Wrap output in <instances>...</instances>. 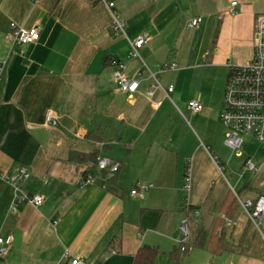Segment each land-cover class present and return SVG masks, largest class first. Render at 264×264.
<instances>
[{
	"label": "crops",
	"instance_id": "1",
	"mask_svg": "<svg viewBox=\"0 0 264 264\" xmlns=\"http://www.w3.org/2000/svg\"><path fill=\"white\" fill-rule=\"evenodd\" d=\"M232 1L115 0L126 24L125 35H115L111 12L95 0H0V61H8L0 82V171L26 167L32 179L25 192L44 197L41 207L22 202L14 212L15 191L0 179V237L13 236L0 264H69L71 258L134 264L142 246L162 247L159 231L174 249L181 244L175 228L187 219L186 203L200 213L190 216V226L201 223L208 231L230 213L228 251L201 250L211 256L209 264H264L261 231L239 200L225 205L230 191L243 201L264 195V153L256 164L247 153L258 170L244 171L238 191L205 147L181 139L161 107L170 99L160 90L152 100L147 96L155 86L150 72L161 85L172 75V99L205 68L225 70L226 82L232 59L252 60L264 0H237L234 15ZM12 24L40 28V40L11 45ZM142 35L149 41L133 57L129 41ZM113 60L140 84L135 94L118 90ZM170 63L177 70L161 72ZM48 112L57 126L47 125ZM72 153L108 157L119 163V173L109 179L91 162H72ZM85 174L94 182L85 184ZM137 184L150 186L143 197L131 195Z\"/></svg>",
	"mask_w": 264,
	"mask_h": 264
},
{
	"label": "built area",
	"instance_id": "2",
	"mask_svg": "<svg viewBox=\"0 0 264 264\" xmlns=\"http://www.w3.org/2000/svg\"><path fill=\"white\" fill-rule=\"evenodd\" d=\"M98 3L106 6L112 15L111 30L115 35H125L126 24L117 15L115 8V0H95ZM238 1L234 0L231 3L229 13L235 14L234 8L237 7ZM202 19H194L190 24V28H196ZM11 34L6 37V40L11 45H20L26 47L33 45L40 40L41 29L26 28L16 24L11 25ZM149 36L142 35L139 38L129 41L131 47L130 55L139 57V51L148 43ZM112 66L115 68L114 79L118 90L122 93L133 95L139 89V83L128 79L124 74L126 66L120 61L113 60ZM8 64L7 59L0 61V82L5 68ZM176 63H170L161 68V72H171L177 70ZM150 78L154 79L155 86L153 90L147 92L149 99H154L156 90H160L165 94V97L171 99L174 93V87H163L159 81L158 75L150 72ZM202 97L199 95L196 99L188 103V108L194 114H199L204 110ZM154 107L159 108L160 104L154 102ZM220 120L225 125L227 132L224 139V146L232 152H240L246 137H253L255 140L264 145V14L256 19L255 34H254V54L250 62L243 65L229 66V73L227 76L223 100L221 105ZM46 123L51 127L58 125V120L54 117L52 112L46 115ZM218 164V161L215 159ZM246 170L256 172L258 169L251 159L245 162ZM96 170L99 173H106V177L114 179L120 170L119 163L105 156H98ZM222 172V170H221ZM0 179L9 184L15 191L16 197L12 210L17 211L22 202H28L34 207L39 208L44 203L42 195H28L23 186L26 182L32 179L31 172L23 166L17 167L11 174H6L0 171ZM95 177L92 174L84 175V183L90 184L94 182ZM186 188H189V174L185 181ZM150 186L144 184H137L131 191L132 196L143 197ZM240 205L247 213L250 221L261 231L264 238V230L260 226L264 220V195H260L254 200H241L237 197ZM183 212L187 219L181 225L184 235L183 245L190 240V216L199 217V211L191 212L189 205H183ZM226 222H230L225 218ZM13 244V236L0 237V259L8 256ZM185 250V247H182ZM69 264H86L81 258H71Z\"/></svg>",
	"mask_w": 264,
	"mask_h": 264
},
{
	"label": "rangeland",
	"instance_id": "3",
	"mask_svg": "<svg viewBox=\"0 0 264 264\" xmlns=\"http://www.w3.org/2000/svg\"><path fill=\"white\" fill-rule=\"evenodd\" d=\"M234 65L241 64L232 59L229 66ZM224 72L225 70L215 66L205 68L198 72V75L190 84L182 85L179 98L174 97L171 101L167 100L161 107L168 116L172 117V124L177 127L181 139L187 140L190 144L195 141L199 146L205 147L206 151L208 150L212 157L218 161V165L227 181L239 191L240 186L247 179L245 176L248 171L244 173L246 170L245 162L249 159L247 153L253 155L252 160L256 164L257 156L264 153V145L254 138H245L240 152H232L224 146V133L227 132V129L220 120L222 97L226 84ZM227 73H229V67L225 76H228ZM162 85L176 87L172 75L166 81H162ZM199 95L202 97L204 110L198 115H194L188 109V103ZM243 174L244 178L238 182V178ZM249 175L250 173L247 176ZM183 222L175 228L182 238L181 244L184 242V235L181 229ZM193 225L190 226L189 219L190 230ZM159 233L162 234V247L159 248L162 256L156 261V264H172L168 256L174 250V246L168 237H164L166 236L164 231H159ZM168 236H171L170 233ZM210 262L211 256L207 252L191 250L182 255L181 264H209Z\"/></svg>",
	"mask_w": 264,
	"mask_h": 264
},
{
	"label": "trees",
	"instance_id": "4",
	"mask_svg": "<svg viewBox=\"0 0 264 264\" xmlns=\"http://www.w3.org/2000/svg\"><path fill=\"white\" fill-rule=\"evenodd\" d=\"M97 158L98 155L96 153L89 155L72 153L70 156V160L72 162H91L95 168L97 166ZM104 175H106V173H104ZM236 203H238V198L233 194L232 191H230L225 201V205H227L226 209L230 204L234 205ZM229 215L230 213L227 212L226 217L228 218ZM225 224V219L223 220L221 218H217L210 231L205 229L201 223L194 224L190 230V240L184 245L181 244L169 254L168 259L170 263L181 264L182 255L191 250H207L213 256L221 255L227 252L228 244L224 241L226 230ZM183 246L185 247V250H182ZM161 256L162 252L160 251L159 247L144 245L138 250L134 259V264H156V261Z\"/></svg>",
	"mask_w": 264,
	"mask_h": 264
}]
</instances>
